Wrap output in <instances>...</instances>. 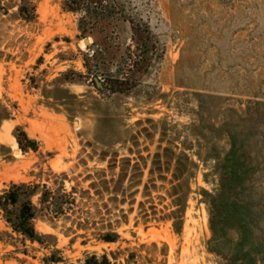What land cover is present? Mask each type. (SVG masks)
<instances>
[{
    "label": "rangeland",
    "instance_id": "374dc122",
    "mask_svg": "<svg viewBox=\"0 0 264 264\" xmlns=\"http://www.w3.org/2000/svg\"><path fill=\"white\" fill-rule=\"evenodd\" d=\"M15 2L0 0L6 9H0V102L10 110L0 124V190L11 181L33 179L40 168L66 172L67 187L86 188L85 176L107 166V160L98 159L103 152L118 158L147 157L162 137V146L170 139L178 138L177 144L194 140L190 125L196 119L195 92L221 95L225 107L241 113L263 104L256 110L258 131L263 127L264 133V0H126L132 15L156 36L161 56L149 76L126 95L101 93L81 76L87 45L77 37L76 16L61 9V0H35L34 22L16 17ZM130 35L125 27L122 41L131 44ZM65 88L78 99L66 97ZM16 125L38 141V151L18 149L12 134ZM263 146L257 144L256 151ZM262 167L256 186L264 188V162ZM204 172L201 167L191 182L179 233L171 221L134 226L141 193L128 223L118 229L123 240L115 244L94 239L82 244L81 237L71 241L73 234L63 233L62 222L52 228L38 220L36 227L54 234L70 261L86 251L120 246L128 249L123 256L135 252L138 264H224L208 249V207L199 188L212 191L215 181L209 174L204 179ZM152 196L159 215L171 210L164 208L170 201L164 190ZM11 250V245L0 243V264H43L39 258L44 251H33V258Z\"/></svg>",
    "mask_w": 264,
    "mask_h": 264
},
{
    "label": "trees",
    "instance_id": "16d2710c",
    "mask_svg": "<svg viewBox=\"0 0 264 264\" xmlns=\"http://www.w3.org/2000/svg\"><path fill=\"white\" fill-rule=\"evenodd\" d=\"M15 6L17 18L35 21V0H16ZM61 9L76 16L77 37L91 39L88 51L82 52L85 75L81 76L101 93L129 94L149 76L155 58L161 57L156 36L132 15L126 0H61ZM125 27L131 33V44L122 41ZM96 78L102 89L96 86ZM62 91L66 97L78 99L66 88ZM195 96L196 119L190 125L194 140L186 138L177 144L178 138L170 139L162 146V137L156 151L147 157L118 158L103 152L98 159L107 160V166L85 176L89 180L86 188L78 184L67 187L68 174L50 168H40L31 180L5 185L0 190V243L11 245L12 253L33 258V251H44L39 258L43 264H138L135 252L123 256L128 249L120 246L101 253L86 251L81 258L67 260L57 247V237L39 231L36 222L40 220L52 228L62 222L63 233L73 234L71 241L81 237L82 244L90 239L115 244L123 240L118 229L128 223L136 196L141 193L134 226L141 223L147 228L153 222L171 221L179 233L192 192L191 182L202 167L206 170L204 179L209 174L215 181L212 191L199 188L208 207V249L224 264H264V188L256 186V175L261 174L264 162V133L263 127L258 131L256 109L263 104L247 107L241 113L225 107L221 95L195 92ZM9 116L10 110L0 102V124ZM12 134L21 152L38 151V141L23 127L16 125ZM260 142L263 147L256 151ZM156 180L161 184L157 185ZM160 190L170 199L164 208L171 210H161L159 215L152 192Z\"/></svg>",
    "mask_w": 264,
    "mask_h": 264
},
{
    "label": "water",
    "instance_id": "95a60500",
    "mask_svg": "<svg viewBox=\"0 0 264 264\" xmlns=\"http://www.w3.org/2000/svg\"><path fill=\"white\" fill-rule=\"evenodd\" d=\"M82 42L85 44V45H88L90 44V39L89 38H83L82 39ZM96 84L99 88H102V84L100 81L96 80Z\"/></svg>",
    "mask_w": 264,
    "mask_h": 264
}]
</instances>
